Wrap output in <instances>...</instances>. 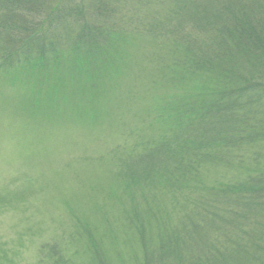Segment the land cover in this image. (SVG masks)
<instances>
[{
	"label": "trees",
	"instance_id": "1",
	"mask_svg": "<svg viewBox=\"0 0 264 264\" xmlns=\"http://www.w3.org/2000/svg\"><path fill=\"white\" fill-rule=\"evenodd\" d=\"M138 37L163 43L149 62L154 103L115 150L118 189L114 181L106 204L113 224L104 217L103 235L85 238L82 263L150 264L160 248L161 264H264V0H0V52L22 53L5 63L18 58L28 81L46 86L39 95L49 104L65 88L51 72L65 43L94 93ZM221 169L242 180L208 185ZM168 194L186 235L159 244L172 217L148 199ZM224 202L237 206L239 234L209 242L208 226L229 220ZM0 253V264L12 262Z\"/></svg>",
	"mask_w": 264,
	"mask_h": 264
},
{
	"label": "rangeland",
	"instance_id": "2",
	"mask_svg": "<svg viewBox=\"0 0 264 264\" xmlns=\"http://www.w3.org/2000/svg\"><path fill=\"white\" fill-rule=\"evenodd\" d=\"M68 45L61 47L62 59L56 58L51 65L52 74L65 87L61 98L51 104L39 95L46 86L28 81L18 58L13 65L5 63L22 53L0 52V252H6L10 264H83L85 238L89 233L103 235L102 218L113 224L106 204L114 181L118 189L120 164L115 161V150L126 138L124 132L141 127L142 119L149 116L148 104L154 103V87L147 84L149 62L162 42L138 37L129 43L125 64L103 73L94 93L87 76L69 63L73 60ZM59 62L61 66H56ZM141 93L146 94V102L140 99ZM213 174L210 186H234L242 180L238 172L228 169ZM174 196L148 199L161 218L164 213L172 217L167 229L159 232V244H174L178 234L186 235L178 221L182 212L172 208L178 206ZM141 203L140 211L147 210L146 203ZM223 206L225 220H229L224 226H208L209 242L239 234L234 226L239 219L236 204L224 202ZM244 230H250L247 223ZM119 245L124 251V239ZM221 247L228 249L223 242ZM163 254L154 248L150 264H161Z\"/></svg>",
	"mask_w": 264,
	"mask_h": 264
}]
</instances>
